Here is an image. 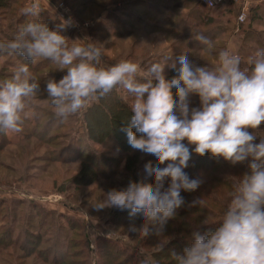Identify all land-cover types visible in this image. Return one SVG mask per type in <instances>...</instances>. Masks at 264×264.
<instances>
[{
  "label": "rangeland",
  "instance_id": "rangeland-1",
  "mask_svg": "<svg viewBox=\"0 0 264 264\" xmlns=\"http://www.w3.org/2000/svg\"><path fill=\"white\" fill-rule=\"evenodd\" d=\"M39 1L42 22L55 30L61 17L71 18L74 26L62 34L70 43L87 39L101 45L105 66L129 60L138 63L143 73L153 62L185 53L194 65L215 68L218 53L231 49L241 57V67L250 68L248 58L264 50V0H248L250 10L243 24L239 21L242 5L232 0L213 9L202 0H92L88 5L83 0H47L43 6ZM20 5L0 9V41L14 39L20 27L33 19L22 17ZM201 33L212 41L210 51L196 41ZM22 59L0 55V81L11 77ZM39 61H47L45 69L33 73L41 93L25 110L23 130L0 132V264H58L67 253L69 258L63 264L132 263L124 256L112 259L108 252L112 246L104 241L118 242L117 249L129 256L155 252L160 248L155 244L159 236L154 232L146 236L145 222L118 227V218L113 216L116 208H93L104 193L126 188L130 180L152 182L145 171L152 155L141 154L129 167V161L112 144L89 140L85 113L58 123L44 89L48 79L58 82L66 70H56L48 60L36 63ZM173 74L177 75L166 69L167 79ZM118 92L129 105L131 97ZM190 101V107L200 106L198 96ZM259 131H264V123ZM249 163L211 166L201 186L191 192L194 200H201L197 206L202 212L184 216L182 221L199 227L218 226L230 202L229 194ZM110 167L113 172L108 174ZM102 168L108 177L98 173ZM133 225L138 231L129 230ZM167 241L164 238L161 243Z\"/></svg>",
  "mask_w": 264,
  "mask_h": 264
},
{
  "label": "clouds",
  "instance_id": "clouds-1",
  "mask_svg": "<svg viewBox=\"0 0 264 264\" xmlns=\"http://www.w3.org/2000/svg\"><path fill=\"white\" fill-rule=\"evenodd\" d=\"M207 3L214 7L213 0ZM40 13L38 0L21 9L22 15L33 19L14 39L0 41V55L22 56L33 63L48 60L56 70H66L58 82L48 79L44 89L53 117L61 124L113 92L127 94L132 115L121 130L132 149L157 160L155 166L151 161L145 165L152 182L130 180L126 188L104 193L93 208L129 210L130 217L142 214L145 235L162 236L185 203L181 191L194 192L204 182L184 171L193 153L211 154L233 166L250 160L249 171L229 194L219 225L204 234L193 232L189 246L172 256L176 264H264V131H259L264 123V50L248 58L250 68H242L241 57L224 49L215 68L196 66L181 53L153 62L142 73L140 65L129 60L105 66L101 45L87 39L70 43L62 34L74 26L71 18L61 17L53 30L39 19ZM195 39L205 50L213 48L204 34ZM166 69L177 75L167 79ZM40 93V81L27 64L0 81V132H21L25 110ZM193 95L199 97V107H190ZM129 230L138 231L134 225Z\"/></svg>",
  "mask_w": 264,
  "mask_h": 264
},
{
  "label": "trees",
  "instance_id": "trees-1",
  "mask_svg": "<svg viewBox=\"0 0 264 264\" xmlns=\"http://www.w3.org/2000/svg\"><path fill=\"white\" fill-rule=\"evenodd\" d=\"M27 1L28 0H0V9L3 6L6 7L7 9H10L12 6L14 5L16 6L19 3H22V5H20V9H22L23 7L27 6L28 3ZM83 1L85 5L92 4L93 2L92 0H83ZM22 17L24 19L27 18L24 15ZM6 39L12 40V38L10 37ZM36 62L33 63L26 60L25 58L22 59V63L27 64L32 73L39 71L41 68L42 69L46 68L45 66L47 61H43V62L39 61V63ZM174 76L175 75L173 74V76H171L169 79H171ZM175 92L176 89L173 88L174 98H176ZM131 115L132 113L129 110V105L126 103V101L118 91L113 92V94L107 99H102L99 102H93L92 105L88 108V110L84 114L89 140L91 142H97L101 145L112 144L113 148H117L116 150H118L120 156L122 158H125L127 161H129L128 163L129 167L130 166L133 167L135 165L136 160L139 161L138 159L140 158L141 154H144L143 152L134 150L130 147L127 141L126 133L121 130L122 128L128 125L131 119ZM90 116H92L93 118ZM89 118L92 119L91 123L89 122L90 120ZM99 122H102L104 126ZM133 130L135 131V129ZM33 134H36V132H34ZM137 135H139V133H137ZM184 143L187 144V141H184ZM189 147L191 149L194 147V145ZM81 156L82 155H80L79 158ZM150 160L153 166L157 164V160L155 156L152 155ZM223 162L226 161H224L222 158H213L211 154H206L203 157H201L193 153L192 160L189 163V167L186 168L184 171L188 174L190 178L199 177L203 180L205 174L207 173V171L211 166L219 165ZM92 166L95 168L98 167V164L92 161ZM242 171L248 172L249 170L245 168V170L242 169ZM108 172H109L108 174L112 173L113 168L110 167ZM98 173L100 175H104L105 177H108L107 176L108 174L107 175L105 174L103 168L102 170H98ZM181 195L184 197L185 200L184 205L177 210L176 217L174 219H170L167 222L163 235L159 236L155 241V244L161 246L162 244L161 242L163 241L164 238L169 239L167 243L162 244L164 246L163 250L159 248L155 252L149 253L148 255L144 253H140L136 256L135 255L129 256L126 254H121L122 251L117 249L118 242L104 241L106 245L112 246V248L108 247V252L110 254V257L114 259L113 257L114 255L124 256L128 258L129 263L132 262L131 264H176L172 256V252L175 251L178 254H182L184 248L189 246L190 242L193 240V232L199 231L201 234H204L205 232L214 230L215 227H217L216 225H210V224L199 227L194 224H190V222L187 223L186 221H182L181 218H183L184 216H193L202 211L200 210L199 206H197V204L193 205L192 203L194 201V199L192 198L193 193H189L182 190ZM113 216L118 218L119 221L117 225L118 227H125L130 224L145 222L142 214H137L134 217H130L129 210L121 211L117 209L113 213ZM168 225H172L173 228L170 230L169 228H167ZM168 230H170L169 231L170 233H168ZM84 238L88 242L89 238L87 234H84ZM69 249L70 248H68V252ZM68 255L69 253H67V255H64L62 259L59 260L58 264H63L64 262H66V260L69 258ZM148 256H151V260L147 259ZM159 257H162L163 260L159 259Z\"/></svg>",
  "mask_w": 264,
  "mask_h": 264
},
{
  "label": "built area",
  "instance_id": "built-area-1",
  "mask_svg": "<svg viewBox=\"0 0 264 264\" xmlns=\"http://www.w3.org/2000/svg\"><path fill=\"white\" fill-rule=\"evenodd\" d=\"M31 3L33 0H29ZM233 2L237 3V4H240L242 5V12L241 14L239 15V21L243 24L245 23V21L247 20L248 18V12H249V2L248 0H232ZM203 4H205V6L209 7L208 6V3H207V0H202ZM214 2V7L213 8H217L218 6L222 5L225 0H213ZM27 5H30V4H27ZM212 8V9H213Z\"/></svg>",
  "mask_w": 264,
  "mask_h": 264
},
{
  "label": "crops",
  "instance_id": "crops-1",
  "mask_svg": "<svg viewBox=\"0 0 264 264\" xmlns=\"http://www.w3.org/2000/svg\"><path fill=\"white\" fill-rule=\"evenodd\" d=\"M40 1H41V3H42L41 5L43 6V5L46 4L45 1H47V0H40ZM40 1H39V2H40Z\"/></svg>",
  "mask_w": 264,
  "mask_h": 264
}]
</instances>
